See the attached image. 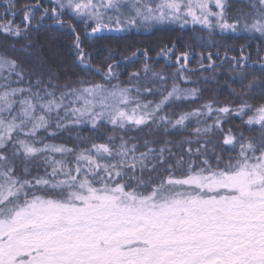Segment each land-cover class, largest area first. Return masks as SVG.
Masks as SVG:
<instances>
[{
	"label": "snow or ice",
	"instance_id": "obj_1",
	"mask_svg": "<svg viewBox=\"0 0 264 264\" xmlns=\"http://www.w3.org/2000/svg\"><path fill=\"white\" fill-rule=\"evenodd\" d=\"M2 7L0 264H264V0L236 16L226 0ZM173 23L260 43L255 58L243 45L229 56L236 49L177 53L165 44L156 59L172 73L156 69L147 47H111ZM55 34L69 42L59 70L48 63ZM105 39L98 66L88 48ZM190 58L213 73L227 62L238 104L185 108L202 96L187 86ZM137 62L122 82L117 69ZM229 118L249 135L225 127ZM144 129L155 131L130 134ZM65 132L76 133L71 146L54 142Z\"/></svg>",
	"mask_w": 264,
	"mask_h": 264
},
{
	"label": "trees",
	"instance_id": "obj_2",
	"mask_svg": "<svg viewBox=\"0 0 264 264\" xmlns=\"http://www.w3.org/2000/svg\"><path fill=\"white\" fill-rule=\"evenodd\" d=\"M27 2V0H17V10H19L20 5ZM256 3V0H227V14L236 16L241 13H250L253 12L254 9L252 7L253 4ZM3 11L2 0H0V12ZM19 23V20H17ZM159 30H152V34H133L131 39L125 40H113L111 42V47L113 49L123 50L128 44H135L137 47H147L149 49V54L153 58L152 63L156 67L157 70H163L167 73H172L175 71V67H168L165 58L159 59L157 63V52L159 48L165 44H175L177 53L185 51L186 46L191 45L195 52L198 54L204 51H212L215 52L217 49H220L221 52L227 48H234L235 51H229L228 55H238V49L240 46H246L247 52L252 54V57L255 58L256 55V47L260 43L258 39H255L253 34L249 33H236V34H221L219 29H216L212 39H209V34L206 29L201 28L199 25H180V24H165L157 26ZM57 39H49V43L52 45L51 50L48 53V63L54 69L59 70L57 64L64 65L65 68L68 67V48L69 42L66 38L60 36L59 34H55ZM108 35V34H106ZM258 35V34H256ZM223 36V38H222ZM199 38V39H198ZM2 40V37H0ZM87 43V42H86ZM109 41L107 39L98 42L95 47H89L88 50L93 53L95 57L93 60L94 64L102 65L103 59L101 56H97V52L102 50V45L108 44ZM203 44V47L200 45ZM107 55V53H104ZM214 59H216L214 57ZM143 58L141 57V61ZM174 60V57L169 58L168 62ZM220 63V60L217 59V64ZM207 64V61H205ZM142 67L141 62H137L134 64L121 65L117 71L119 72L120 80L124 83L128 81V73L139 70ZM189 67L194 69L195 71L190 74L191 79L195 81L194 84L187 85L189 87H198L202 93L201 99L197 102V104L185 105V108L197 107L199 104L213 101L218 105H223L226 103H231L233 106L238 104V100L235 96L231 94V88H235L237 92H239V85L233 83L231 77L233 73L230 71L227 62H225L224 66L217 68L216 72L212 71H204L198 67V63L196 59L190 58ZM78 71V70H76ZM69 76L72 79H75L72 76V72L69 71ZM93 79L99 80V76L93 75ZM231 85V88L229 87ZM185 86V85H181ZM148 99H154L153 97H148ZM250 103H257L258 101L253 99L249 101ZM209 123L211 121L209 120ZM225 127H231L233 131H243L245 135H249V128L246 127L239 118H229L225 121ZM155 130L144 129L140 132H132L131 135L138 137H146L151 136ZM84 135H91V133L84 131ZM253 134H258V132H254ZM76 133H71V138L68 133H61L59 138L54 142H67L71 146V144L75 141ZM175 139V137H173Z\"/></svg>",
	"mask_w": 264,
	"mask_h": 264
},
{
	"label": "rangeland",
	"instance_id": "obj_3",
	"mask_svg": "<svg viewBox=\"0 0 264 264\" xmlns=\"http://www.w3.org/2000/svg\"><path fill=\"white\" fill-rule=\"evenodd\" d=\"M227 1V0H226Z\"/></svg>",
	"mask_w": 264,
	"mask_h": 264
}]
</instances>
